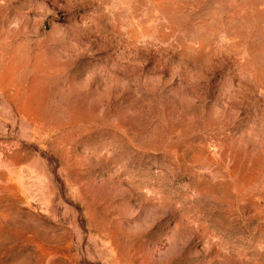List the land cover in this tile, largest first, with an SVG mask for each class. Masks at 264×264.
Instances as JSON below:
<instances>
[{
  "label": "rangeland",
  "instance_id": "374dc122",
  "mask_svg": "<svg viewBox=\"0 0 264 264\" xmlns=\"http://www.w3.org/2000/svg\"><path fill=\"white\" fill-rule=\"evenodd\" d=\"M0 264H264V0H0Z\"/></svg>",
  "mask_w": 264,
  "mask_h": 264
}]
</instances>
